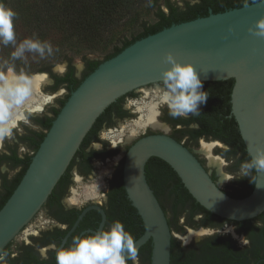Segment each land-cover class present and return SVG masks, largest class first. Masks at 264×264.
I'll list each match as a JSON object with an SVG mask.
<instances>
[{
  "label": "water",
  "instance_id": "1",
  "mask_svg": "<svg viewBox=\"0 0 264 264\" xmlns=\"http://www.w3.org/2000/svg\"><path fill=\"white\" fill-rule=\"evenodd\" d=\"M262 18L264 4L209 14L146 36L101 62L69 94L1 207L0 250L8 244L10 250L45 212L49 195L104 110L128 93L134 96L124 101L159 86L162 72L170 68L163 60L168 53L181 64H191L203 83L234 81L230 115L245 151L251 160L257 149L264 150V37L253 34ZM42 75L49 87L52 80ZM57 91L48 92L53 96ZM150 158L167 164L191 198L219 219L242 222L264 213V171H254L251 193L236 199L219 188L192 152L169 136L138 138L123 155L121 178L126 198L143 226L135 247L138 250L151 242L150 264H170L172 239L166 215L145 178ZM90 210L101 215L97 231L102 230L105 215L96 205L82 210L73 229Z\"/></svg>",
  "mask_w": 264,
  "mask_h": 264
},
{
  "label": "trees",
  "instance_id": "2",
  "mask_svg": "<svg viewBox=\"0 0 264 264\" xmlns=\"http://www.w3.org/2000/svg\"><path fill=\"white\" fill-rule=\"evenodd\" d=\"M31 1L32 3L29 5L27 19L20 23L15 20L14 26H21L25 30L27 38L32 37L35 33L36 37H33L34 39L38 38L41 41L50 42L53 46L54 53L58 52L55 51V49H59L62 46H66L67 48L65 49L69 52L65 53L64 58L62 57L67 63V70L62 76L53 74L51 72V65L45 63L46 58H52L56 53L50 57L45 53L44 58H41L38 53H30L44 62V64L42 63L40 65L41 67L35 69L34 72L47 73L54 81L53 90L63 88L67 92L65 99L59 101V107L57 109H50V117H43L39 120L41 129L47 131L69 94L74 91L82 80L93 72L101 63V61L98 60H90L82 57L84 69L80 79H78L75 77L74 69L71 66L73 58L71 57L72 55H70L72 52L71 49H76V52L82 51L83 53L89 54L104 50L112 41L113 34L122 28L127 22L129 23L137 17L136 11L141 8L144 3H157V0H43L42 3H37L36 0ZM0 2L13 10L21 5V3H18L19 0H0ZM220 4H224L225 6L232 5L234 6L233 9L241 7L239 4L235 3H199L194 6L186 5L183 8H178L175 6L176 3H169L168 0H162V6L165 8L166 12L158 6L154 15L156 21L152 24H141V30L139 33L129 40L122 41L119 47L114 45L109 53L103 55V61L116 56L124 48L135 41L155 34L173 24L206 17L208 15L206 12L208 7L212 8V14L227 11L225 10L226 7L224 9L220 8ZM6 57L8 58L7 53ZM233 84L234 81L232 79L218 82H204L203 90L209 93V98L206 104L200 107L201 114L198 116H192L189 114L188 118L178 120L177 122H180L183 126L196 123L198 130L182 131L183 134H188L194 139L203 136V138H212L222 141L228 147L226 154H228L229 157H238L235 168L239 169L240 165L245 161H249L250 158L245 151L237 125L233 117L230 115V95ZM130 96H134L133 93H128L117 99L96 119L93 126L84 137L64 175L59 179L47 200L54 198L55 190L59 185L65 182L68 177L67 172L72 168L77 159L83 161V163L88 161L86 153L84 152L85 148L97 137V132L100 130L103 123L109 122L110 114L113 110L121 115L119 103L124 97ZM44 135L45 133L40 132L36 135V140H32V153L30 156L18 158L16 151L11 150L8 156L0 158V164L5 163L9 165L10 170L18 169V172L10 180H8L5 175L0 176V209L21 180L30 163L31 157L38 149ZM98 154L99 153H94L91 156L95 157ZM122 162L123 159L113 173V180L111 182L112 188L109 194L110 213L112 215V221H120L124 225L126 231H128L129 225L133 222L130 220V217L134 216L133 238L134 241H136L143 233V226L135 209L131 207L129 201L125 198L126 195L124 193L125 191L122 186L121 178ZM144 171L146 181L165 215L166 210L161 198L164 197L167 199L174 222H177L178 217L184 210H188L190 213L203 212L207 216L215 217L200 207L191 198L176 174L161 160L150 158L145 165ZM211 179L214 181L213 176H211ZM254 180L255 175L253 171L252 175L250 177H245L243 182H235L231 185L233 191H231L232 195L229 194V196L235 197L236 199H242L248 196L253 189ZM165 192H168V197L164 194ZM128 213L130 214L129 218ZM124 214H126L125 217ZM167 223L171 230L173 224L170 223L168 218ZM31 240L34 241V238H31ZM171 242L173 244L174 240L171 239ZM9 245L10 244H8L3 251H7ZM151 247V242L147 241L137 250L138 254L141 252L148 255L147 259L143 261L142 264H150ZM21 248L22 246L19 250ZM28 256L30 262L36 261V258L33 255L28 254Z\"/></svg>",
  "mask_w": 264,
  "mask_h": 264
},
{
  "label": "flooded vegetation",
  "instance_id": "3",
  "mask_svg": "<svg viewBox=\"0 0 264 264\" xmlns=\"http://www.w3.org/2000/svg\"><path fill=\"white\" fill-rule=\"evenodd\" d=\"M169 3H181V6L175 5L178 8H183L184 6H194L199 3H235L243 6V0H168ZM220 8L225 10H231L234 8L232 5L220 4ZM207 14H212V8L208 7ZM207 15V16H208ZM200 16V15H199ZM49 76V75H48ZM51 79V77L49 76ZM52 80V79H51ZM54 81L49 87H46L47 91L54 92ZM40 93V92H39ZM126 98V97H124ZM124 98L119 103V108L121 115L117 114L113 110L110 114V119L108 123H103L100 130L105 127H109L114 120L122 119L126 112L123 109ZM53 108V107H52ZM51 108L48 109V112ZM161 114L156 117L155 121H162L171 127L169 134L164 133L162 130H154L151 127H147V130L140 135V137L154 135V134H164L175 140L177 143L181 144L192 152L199 160L201 165L205 168L204 162L196 154L191 146L199 144L200 140L210 141L215 144L214 147L223 145L228 150V147L218 139L212 138H203L199 137L194 139L188 134H183V130L192 131L198 130L196 123L188 124L183 126L178 120L186 118H177L173 119L167 114V108H163L159 111ZM50 114V112H49ZM43 117H50L49 115H44ZM39 116H29L32 125H39ZM188 118V117H187ZM99 130V131H100ZM98 131V132H99ZM45 133L39 125V130L25 128L21 134H16V143L15 146L21 145L27 150H32L31 144L32 140H36V135L38 133ZM97 137L92 140L84 152L86 153V158L88 161L83 163V161L77 159L72 166L75 169V172L80 175V177H87L92 168V162L100 160L103 158L104 154H110L113 151L108 150H96L94 148L95 143L99 142ZM138 138L133 139L134 142ZM132 142V143H133ZM219 144V145H218ZM0 158L3 156H8L11 150L15 148L10 147L9 145H4L3 142L0 143ZM129 147V146H128ZM127 147V148H128ZM214 147L212 149H214ZM211 149V152H212ZM127 150V149H126ZM210 152V153H211ZM17 153V152H16ZM94 153H99L97 156H91ZM200 154V153H199ZM204 154V153H203ZM201 156H205L200 154ZM212 155V154H211ZM18 158H23L24 156H30L28 154L18 155ZM206 157V156H205ZM204 159L206 160L207 158ZM238 158V157H237ZM123 159V157H122ZM208 160V159H207ZM206 160V161H207ZM5 170V171H4ZM6 170L9 169V165L5 163L0 164V176H6ZM71 170V169H70ZM70 170L67 172V179L61 185L57 187L54 192V198L49 199L44 204L43 208L45 209L46 216L50 220L48 229L41 231L38 237L34 238V241L31 240L28 244L22 246V248L16 251L15 254H10L9 250L6 252L9 253L7 264H57L56 261V250L60 248H68L71 246L72 239L76 236H85L97 231L99 223L101 221V215L94 210H90L85 213L82 219L79 221L77 226L73 229L75 221L78 216L85 208L96 205L101 208L105 215V221L103 225V230H107L109 225H111L112 215L110 213V201L109 194L111 191V182L113 180V173L111 178L107 182V188L104 192V198L102 203L90 202L87 205L76 208L73 203L64 204L63 196L64 193L68 190V187L71 183ZM207 170V169H206ZM214 177V182L216 183V175L210 174ZM1 184V178H0ZM125 193V192H124ZM226 194H231V191H226ZM168 197V192L164 193ZM170 195V194H169ZM126 198V196H125ZM235 198V197H233ZM126 214H124V217ZM130 214L128 213V218ZM182 217V223L185 226L191 228H196V232L191 235V238L184 239L185 241H176L170 244V264H264V213L260 214L256 218L251 220L242 221V222H231L222 220L216 217H210L204 214L203 212L190 213L188 210H184L178 219ZM114 220V219H113ZM130 220L134 222V216L130 217ZM170 220V219H169ZM178 221V220H177ZM131 222L128 228V232L134 237V223ZM171 223V220H170ZM49 245H56V249H49ZM29 255H33L36 258V261L30 262ZM46 255L47 259H43L42 256ZM148 255L146 253L138 254V264H142L143 261L147 259ZM128 264H132V261H128Z\"/></svg>",
  "mask_w": 264,
  "mask_h": 264
},
{
  "label": "rangeland",
  "instance_id": "4",
  "mask_svg": "<svg viewBox=\"0 0 264 264\" xmlns=\"http://www.w3.org/2000/svg\"><path fill=\"white\" fill-rule=\"evenodd\" d=\"M150 1V0H149ZM173 1V0H172ZM37 3H42L43 0H36ZM18 3H21L20 7H16L14 9L15 12L18 13V19L16 21L24 22L29 14V5L32 3L31 0H19ZM176 5L181 6V3H176ZM160 6L164 12H166L165 8L162 6V0H157V3H144L141 8H139L136 12L137 17L134 20H131L129 23L127 22L122 28H120L117 32L113 34V39L109 43L108 46L104 50L94 52V53H83L82 51H78L71 49L70 55H72V63L71 66L74 69V75L76 78L80 79L81 74L84 69V63L82 57L85 59L90 60H98L103 62V55L109 53L111 48L115 45L119 47L122 41H126L131 39L141 30V24H152L156 21L155 18V11L156 8ZM13 10V9H12ZM23 20V21H19ZM15 32L17 35V41H21L25 38L26 32L25 30L18 25H15ZM66 46H62L61 50H59L54 57L46 58L45 63L51 65V72L55 75H63L67 70V63L63 60L65 53H69ZM14 49L12 46L5 47L0 44V60L7 59L6 53L8 57L10 53ZM76 50V51H75ZM36 54V53H35ZM25 57L27 60L21 59L16 61H10L11 64H15L17 71L23 68L32 78L35 75H42L47 73H35V69L41 67L40 65L44 62L40 60V58L35 57L33 54L28 52L25 53ZM63 57V58H62ZM63 67L65 71L61 72L58 68ZM48 75V74H47ZM48 85V84H47ZM45 85L43 88L40 89V96H50L51 101L43 106L41 111H29L26 108L21 109V117L22 119L16 121L15 123V135L11 139H7L3 141L4 145H9L16 149L18 155L28 154L31 155V151L27 150L21 145L15 146L16 141V134H21L24 129L27 127L29 129H34L32 127L31 121L29 116H39L43 117L44 115H49L48 109L49 108H58L59 101L65 99L67 96V92L63 88L57 89L58 91L52 96L46 89ZM147 103H156V111H160L165 106L160 104L159 98L154 95L153 90L125 100L123 102V109L126 112V115L119 120H114L109 127L102 128L98 132V139L99 144L102 145V148L99 150H108L113 151L111 154L107 155L104 154L103 158L100 160H96L92 162L91 172L87 177H80L75 172V169L72 168L70 171L71 183L68 187V190L64 193L63 196V203H73L76 208H81L87 205L90 202L94 203H102L104 198V192L107 188V182L111 178V175L115 168L120 164L122 157L127 149V147L133 142L132 140L135 138L140 137L146 130L145 128H139L138 122L141 117V112L139 108L143 104ZM25 116L28 119H25ZM134 132V138L130 141L126 142V138ZM165 133V132H164ZM169 134V133H167ZM203 143H211L210 141L200 140L199 144ZM112 145H118L116 148H113ZM219 145V144H218ZM96 149V147L94 146ZM192 150L198 154L201 160L204 162V166L210 174L216 175V183L218 184L219 188L226 192V191H233L231 185L235 182H243L245 177H240L239 169H236L237 163V156L229 157L226 152L228 151L225 146L219 145L212 149L211 156L219 161H221L220 170L218 168L209 165L208 160L206 161L203 156L204 155L201 151V145L198 144L191 146ZM3 147H1L2 151ZM200 153V154H199ZM206 158V157H205ZM5 171V170H4ZM217 171V172H216ZM18 172L16 170H6V177L8 180L12 179L14 175ZM218 173V174H217ZM219 175V176H218ZM224 176V177H223ZM223 178V179H222ZM161 201L164 204L166 210V217L171 220L173 227L171 229L172 237L176 239V241H185L187 237H189L190 233L193 235L196 232V228H191L189 226H185L182 223V217L178 219L177 222H174L171 216L169 203L166 198L162 197ZM50 224V220L46 216V212L42 214V216L29 228V230L16 242V244L9 250L10 254H15L16 251L23 245L28 244L31 241V238L38 237L41 231H45L48 229Z\"/></svg>",
  "mask_w": 264,
  "mask_h": 264
},
{
  "label": "clouds",
  "instance_id": "5",
  "mask_svg": "<svg viewBox=\"0 0 264 264\" xmlns=\"http://www.w3.org/2000/svg\"><path fill=\"white\" fill-rule=\"evenodd\" d=\"M264 4V0H243V7ZM150 6V3H149ZM18 13L0 2V44L14 49L7 59L0 60V142L11 139L15 135L13 121L21 114V109L31 99L33 94V78L23 68L17 71L15 64L10 61L27 60L25 53H38L41 58L45 53L50 57L54 54L50 42L30 38L17 41L14 21ZM253 32L252 29H249ZM258 37H264V18L256 24ZM59 51V49H55ZM170 68L162 72L159 86L153 87V93L159 98L160 104L167 108V114L173 119L187 118L200 115V107L206 104L209 93L203 90V82L191 64L177 62L171 53L163 58ZM59 71H65L61 67ZM161 113L158 111L157 116ZM25 119H28L25 116ZM39 130V125H32ZM157 127L166 134L171 131L170 125L158 121ZM96 150L102 145L95 143ZM116 148L118 145H112ZM253 171H264V150L257 149V155L240 165V177H250ZM136 242L132 235L125 230L120 221L109 225L107 230H100L85 236H76L71 246L56 250L57 264H138ZM56 249V245H49ZM9 253L0 250V264H7ZM47 259L46 255L42 256Z\"/></svg>",
  "mask_w": 264,
  "mask_h": 264
},
{
  "label": "bare ground",
  "instance_id": "6",
  "mask_svg": "<svg viewBox=\"0 0 264 264\" xmlns=\"http://www.w3.org/2000/svg\"><path fill=\"white\" fill-rule=\"evenodd\" d=\"M61 68V67H60ZM58 68V70L60 69ZM48 84V81L46 80L44 75H36L33 77V94L31 99L26 103L24 108H26L29 111H41L43 106L47 103H50L51 97L50 96H40L39 91L41 88H43L45 85ZM158 104L156 103H147L143 104L139 110L141 112V117L138 122L139 128H146L151 127L152 129L161 130L157 127V122L155 121L156 117V106ZM21 115L17 116L15 120L13 121L14 125L16 121L21 120ZM130 136L126 138V142L130 141L134 138L133 131L131 132ZM1 143V142H0ZM215 146V144H207V143H201L200 151L205 154L206 158L208 159V163L211 166H214L218 168V171L220 170L221 161L213 158L210 154L211 149ZM224 177V176H223ZM223 179V178H222ZM191 233L188 239L191 238Z\"/></svg>",
  "mask_w": 264,
  "mask_h": 264
}]
</instances>
